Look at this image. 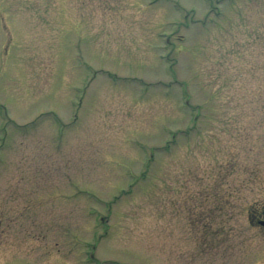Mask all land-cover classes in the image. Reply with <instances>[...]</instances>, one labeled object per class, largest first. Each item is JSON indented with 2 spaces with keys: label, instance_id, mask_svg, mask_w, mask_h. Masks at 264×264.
Returning <instances> with one entry per match:
<instances>
[{
  "label": "rangeland",
  "instance_id": "rangeland-1",
  "mask_svg": "<svg viewBox=\"0 0 264 264\" xmlns=\"http://www.w3.org/2000/svg\"><path fill=\"white\" fill-rule=\"evenodd\" d=\"M263 195L264 0H0V264H264Z\"/></svg>",
  "mask_w": 264,
  "mask_h": 264
},
{
  "label": "flooded vegetation",
  "instance_id": "flooded-vegetation-1",
  "mask_svg": "<svg viewBox=\"0 0 264 264\" xmlns=\"http://www.w3.org/2000/svg\"><path fill=\"white\" fill-rule=\"evenodd\" d=\"M247 219L256 230L255 234L264 232V195L247 208Z\"/></svg>",
  "mask_w": 264,
  "mask_h": 264
}]
</instances>
